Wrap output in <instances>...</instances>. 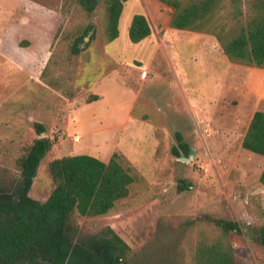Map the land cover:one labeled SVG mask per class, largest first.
Here are the masks:
<instances>
[{"label": "rangeland", "instance_id": "1", "mask_svg": "<svg viewBox=\"0 0 264 264\" xmlns=\"http://www.w3.org/2000/svg\"><path fill=\"white\" fill-rule=\"evenodd\" d=\"M61 3L0 0V187L18 179L39 123L56 141L37 169L33 200H47L48 164L63 156L107 162L116 153L135 177L108 214L71 217L75 240L109 227L129 247L125 264H193L199 220L208 215L239 224L230 234L236 264H264V157L241 147L253 113L264 111L263 69L229 62L211 35L170 28L172 10L157 0H128L110 43L99 4L94 39L68 59L67 43L53 37L80 16L72 9L63 17ZM136 14L146 15L152 33L134 44L128 28ZM49 59L46 78L60 90L40 76ZM92 95L99 99L87 103ZM176 132L187 158L172 152Z\"/></svg>", "mask_w": 264, "mask_h": 264}, {"label": "trees", "instance_id": "2", "mask_svg": "<svg viewBox=\"0 0 264 264\" xmlns=\"http://www.w3.org/2000/svg\"><path fill=\"white\" fill-rule=\"evenodd\" d=\"M128 0H62L63 17L72 9L80 18L76 24H61L53 41L67 43L69 59L80 55L95 37L93 18L101 4V36L110 43L119 36V20ZM172 10L169 27L213 36L231 63L264 69V0H157ZM65 18V19H66ZM151 35L142 14L132 17L128 39L137 44ZM51 60L41 73L49 87L60 90L46 78ZM92 95L87 103L97 101ZM36 137L18 160L19 176L9 189L0 187V264H125L129 247L111 228L99 234L74 239L71 217L108 214L129 194L135 177L114 153L107 162L85 154L63 156L49 162L52 191L45 202L29 196L41 161L56 139L43 136L46 129L34 123ZM177 157L189 156L180 132L175 133ZM243 150L264 157V111H255L243 136ZM264 187V167L259 176ZM184 184V182H183ZM182 189V188H179ZM185 189V188H184ZM192 254L193 264H236L230 234L240 231L235 221L203 216ZM195 225L194 222L191 223ZM264 248V224L258 229Z\"/></svg>", "mask_w": 264, "mask_h": 264}, {"label": "water", "instance_id": "3", "mask_svg": "<svg viewBox=\"0 0 264 264\" xmlns=\"http://www.w3.org/2000/svg\"><path fill=\"white\" fill-rule=\"evenodd\" d=\"M44 135H41V137H43ZM179 160L183 161V162H187V159H181L179 158Z\"/></svg>", "mask_w": 264, "mask_h": 264}, {"label": "crops", "instance_id": "4", "mask_svg": "<svg viewBox=\"0 0 264 264\" xmlns=\"http://www.w3.org/2000/svg\"><path fill=\"white\" fill-rule=\"evenodd\" d=\"M145 17H146V15H144ZM151 33H152V30H151ZM263 71H264V69H263Z\"/></svg>", "mask_w": 264, "mask_h": 264}, {"label": "built area", "instance_id": "5", "mask_svg": "<svg viewBox=\"0 0 264 264\" xmlns=\"http://www.w3.org/2000/svg\"><path fill=\"white\" fill-rule=\"evenodd\" d=\"M75 141H77V139H75Z\"/></svg>", "mask_w": 264, "mask_h": 264}, {"label": "bare ground", "instance_id": "6", "mask_svg": "<svg viewBox=\"0 0 264 264\" xmlns=\"http://www.w3.org/2000/svg\"><path fill=\"white\" fill-rule=\"evenodd\" d=\"M77 141H78V139H77Z\"/></svg>", "mask_w": 264, "mask_h": 264}]
</instances>
